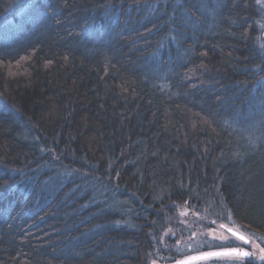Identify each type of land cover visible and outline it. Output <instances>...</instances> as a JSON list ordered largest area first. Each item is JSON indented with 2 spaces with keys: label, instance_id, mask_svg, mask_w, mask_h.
Segmentation results:
<instances>
[{
  "label": "trees",
  "instance_id": "16d2710c",
  "mask_svg": "<svg viewBox=\"0 0 264 264\" xmlns=\"http://www.w3.org/2000/svg\"><path fill=\"white\" fill-rule=\"evenodd\" d=\"M210 222L262 243L260 0H0V264H170Z\"/></svg>",
  "mask_w": 264,
  "mask_h": 264
},
{
  "label": "flooded vegetation",
  "instance_id": "af4514ba",
  "mask_svg": "<svg viewBox=\"0 0 264 264\" xmlns=\"http://www.w3.org/2000/svg\"><path fill=\"white\" fill-rule=\"evenodd\" d=\"M217 224L220 226L221 230L227 236L226 238L225 237L223 238V236H221L220 240L217 239L225 243V246H222L218 249L240 248L246 252L255 253L254 256H248V257H244L243 260H237L236 264H264V260L259 259V256L261 255L260 250L261 248L264 247V237L261 240L262 243H260L258 241L259 240L258 237L254 236L253 233H251V231L247 230L244 226H241L238 223H232L231 225H226L225 223L217 222ZM222 225L224 227H221ZM229 228H231L234 232H237L239 234L246 236L249 242L245 243L243 240H239L236 236L233 235L232 232L228 231ZM218 249H215V250H218ZM202 261L204 260H201V262ZM199 262L200 261H197L194 263L196 264Z\"/></svg>",
  "mask_w": 264,
  "mask_h": 264
},
{
  "label": "rangeland",
  "instance_id": "374dc122",
  "mask_svg": "<svg viewBox=\"0 0 264 264\" xmlns=\"http://www.w3.org/2000/svg\"><path fill=\"white\" fill-rule=\"evenodd\" d=\"M260 3L264 7V0H260ZM184 209H185V207L182 205L177 206V208L175 209L177 212H179V214H178L179 217H181L182 215H185V211H183ZM204 233L208 237H204L202 239V238H198V236L196 234H194V236H192V237L182 235V233L179 235L174 234L172 229L169 228L167 235L172 234L171 236H173L174 241H175L174 249L177 253H179V252L186 253L188 251L199 250L201 248L211 246L214 243V241H212L213 240L212 238L220 240L221 236H223V238L227 237L226 234H224V232L221 230L220 226L214 222H210V224L206 227Z\"/></svg>",
  "mask_w": 264,
  "mask_h": 264
},
{
  "label": "snow or ice",
  "instance_id": "6c2138e0",
  "mask_svg": "<svg viewBox=\"0 0 264 264\" xmlns=\"http://www.w3.org/2000/svg\"><path fill=\"white\" fill-rule=\"evenodd\" d=\"M221 227H224L223 225ZM228 231L232 232L234 236H236L239 240H243L245 243H248L249 240L246 236L239 234L237 232H234L231 228L228 229ZM261 255L259 256V259L264 260V249L260 250ZM255 253H249L246 252L240 248H232L223 252H215V253H206L204 254L205 257L208 256H219V257H226L230 260L235 259V260H243L244 257L248 256H254ZM204 258V257H201ZM190 259H197V257H192ZM180 264H189V261H182Z\"/></svg>",
  "mask_w": 264,
  "mask_h": 264
},
{
  "label": "water",
  "instance_id": "95a60500",
  "mask_svg": "<svg viewBox=\"0 0 264 264\" xmlns=\"http://www.w3.org/2000/svg\"><path fill=\"white\" fill-rule=\"evenodd\" d=\"M229 249H232V248L210 250V251H201V252H197V253H192V254L184 256V257H182L180 259H177L176 261H174L173 263H170V264H180V262H182V261H189V263H192V262L203 260V259H206V258H209V257H214V256L205 257L204 254H206V253L223 252V251H226V250H229ZM192 257H197V259H190ZM201 257H204V258H201Z\"/></svg>",
  "mask_w": 264,
  "mask_h": 264
}]
</instances>
